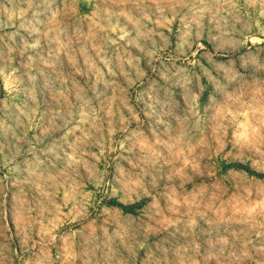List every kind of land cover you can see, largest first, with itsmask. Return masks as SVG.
I'll return each instance as SVG.
<instances>
[{"label": "rangeland", "instance_id": "1", "mask_svg": "<svg viewBox=\"0 0 264 264\" xmlns=\"http://www.w3.org/2000/svg\"><path fill=\"white\" fill-rule=\"evenodd\" d=\"M0 264H264V0H0Z\"/></svg>", "mask_w": 264, "mask_h": 264}, {"label": "bare ground", "instance_id": "2", "mask_svg": "<svg viewBox=\"0 0 264 264\" xmlns=\"http://www.w3.org/2000/svg\"><path fill=\"white\" fill-rule=\"evenodd\" d=\"M204 45V44H203ZM218 49V48H217ZM247 49V48H246ZM215 50V49H214ZM226 50V49H225ZM237 50L238 49H234V50H232V51H230V53H232V54H235V53H237ZM242 50V49H241ZM217 51V50H216ZM239 51V50H238ZM216 53V52H215ZM242 53V52H241ZM245 53V52H244ZM240 54V53H239ZM218 55V54H217ZM241 55V54H240ZM234 56V55H233ZM237 58V57H236ZM245 58V57H244ZM233 60V59H232ZM236 60V59H235ZM238 165V164H237ZM244 167V166H243ZM245 168V167H244Z\"/></svg>", "mask_w": 264, "mask_h": 264}]
</instances>
